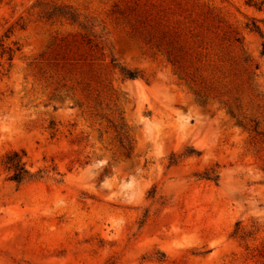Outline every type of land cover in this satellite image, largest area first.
Instances as JSON below:
<instances>
[{
  "label": "rangeland",
  "instance_id": "obj_1",
  "mask_svg": "<svg viewBox=\"0 0 264 264\" xmlns=\"http://www.w3.org/2000/svg\"><path fill=\"white\" fill-rule=\"evenodd\" d=\"M0 41V264H264V0H0Z\"/></svg>",
  "mask_w": 264,
  "mask_h": 264
},
{
  "label": "trees",
  "instance_id": "obj_2",
  "mask_svg": "<svg viewBox=\"0 0 264 264\" xmlns=\"http://www.w3.org/2000/svg\"><path fill=\"white\" fill-rule=\"evenodd\" d=\"M61 14L65 16H69L70 20L76 22V17L74 14L65 13L64 11ZM252 31H255L256 33L260 35L262 34L261 29L257 24V21H253ZM0 50H2V53L0 56L3 57L5 54H7L8 61L11 63L13 60V51L11 49H8L6 51L1 41H0ZM122 72H123L124 77L130 80H135L139 77L138 72H132V71L125 70V69H122ZM25 158H26L25 151H12L6 154L3 160L4 168L10 172L9 179L15 182L19 186L27 182L41 178L39 174L38 175L32 174L28 170L27 162L25 161ZM205 178L208 180H213V181L218 180V176H210L208 174L205 175Z\"/></svg>",
  "mask_w": 264,
  "mask_h": 264
}]
</instances>
